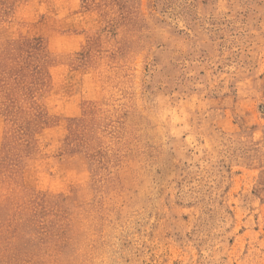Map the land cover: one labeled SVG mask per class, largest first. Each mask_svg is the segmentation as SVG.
<instances>
[{
	"label": "rangeland",
	"instance_id": "rangeland-1",
	"mask_svg": "<svg viewBox=\"0 0 264 264\" xmlns=\"http://www.w3.org/2000/svg\"><path fill=\"white\" fill-rule=\"evenodd\" d=\"M0 264H264V0H0Z\"/></svg>",
	"mask_w": 264,
	"mask_h": 264
}]
</instances>
